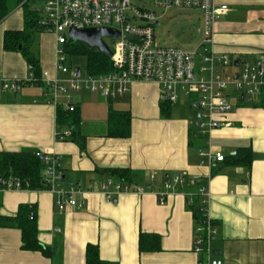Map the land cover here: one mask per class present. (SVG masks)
<instances>
[{"label": "crops", "instance_id": "0c3cea01", "mask_svg": "<svg viewBox=\"0 0 264 264\" xmlns=\"http://www.w3.org/2000/svg\"><path fill=\"white\" fill-rule=\"evenodd\" d=\"M216 3L227 5L230 12L214 25L213 52L228 54L241 64L264 59V0ZM23 27L21 8L0 23V77L24 80L29 76L22 54L3 47L5 32ZM36 43L40 72L58 75L55 36L41 33ZM40 86H26L15 94L0 93V152L45 149L60 157L63 184L78 189L74 198L84 207L59 212L46 188L2 192L0 216H15L20 205L33 207L37 239L51 255L22 250L20 230L0 228V264H85L87 245L97 246L101 260L119 264H196L194 235L205 215L216 230L207 244L211 258L224 264H264L263 98H246V103L232 94L230 125L204 138L195 126L197 110L179 92L176 102L169 103L156 83L134 82L125 95L114 98L82 88L72 100L79 118L74 129L78 143H74L65 140L70 137L67 128V135L57 132L56 111L62 108L63 99L59 97L60 105H54L45 99ZM111 110L129 114L128 138L108 135ZM246 148L250 149V166L234 164L232 157ZM201 149L220 153L225 161L201 165ZM110 169L132 171L134 182L145 191L124 192L107 201L101 184L118 182ZM178 172L194 183L178 188L160 205L157 194L165 179ZM201 186L208 195L204 205L194 195ZM193 201L200 209L205 207L200 223L189 208ZM140 234L158 236L160 250L140 253Z\"/></svg>", "mask_w": 264, "mask_h": 264}, {"label": "built area", "instance_id": "2783aa9c", "mask_svg": "<svg viewBox=\"0 0 264 264\" xmlns=\"http://www.w3.org/2000/svg\"><path fill=\"white\" fill-rule=\"evenodd\" d=\"M44 19L40 24L46 33L55 36V71L58 75L50 77L41 72L35 77L29 66V76L24 80L0 77V93L15 94L26 86L41 85L43 96L54 105L58 98L64 103L62 109L72 112L75 106L70 102L74 93L83 88L101 94L105 98L125 95L134 82H150L160 86L165 101L175 103L177 93L188 99V104L197 110L196 129L201 137L218 128L227 127L229 115L233 110L231 95L242 99H264V59L256 64L239 63L228 54H216L212 50L214 25L223 15L230 12L224 4L216 0H153V10L132 5V0H43ZM199 10L203 27L197 32L202 36L199 48L191 53L176 47H159L154 42V25L169 9ZM154 10H162L156 13ZM108 28L120 33L113 49H110L112 71L103 75L82 76L80 69L66 66L64 45L68 39V30ZM129 36L131 39L124 38ZM104 41V38H103ZM105 42V41H104ZM107 45V44H106ZM198 60V65L196 64ZM236 63V64H235ZM229 71H225L228 70ZM233 69V70H231ZM225 71V72H224ZM59 135V133H58ZM62 135H67L66 132ZM43 161L42 183L53 196V205L59 211L67 208L81 209L84 203H78L74 195L78 189L63 184L64 174L60 166V157L45 149L35 152ZM201 165H213L224 162L220 153L199 150ZM151 179L154 175L149 174ZM194 179L187 180L185 173L178 172L165 179L162 192L157 194L160 205H165L167 196L186 184L192 185ZM8 190H22L18 179H0V193ZM101 191L107 201L124 192L142 193L140 185L128 186L107 180L101 184ZM206 202V188H196L194 193ZM201 211L205 214V207ZM204 222L195 230L193 253L196 264H224L217 258H211L207 244L215 237L216 230L210 220L204 216ZM206 255V259L203 256Z\"/></svg>", "mask_w": 264, "mask_h": 264}, {"label": "trees", "instance_id": "16d2710c", "mask_svg": "<svg viewBox=\"0 0 264 264\" xmlns=\"http://www.w3.org/2000/svg\"><path fill=\"white\" fill-rule=\"evenodd\" d=\"M34 0H0V23L15 9L23 11L24 27L20 31H7L4 34L3 47L6 51H18L22 54L28 66L31 67L35 77H39L40 67L38 57L34 50L33 36L46 33V29L40 24L42 18L38 9L32 5ZM35 41V40H34ZM20 47V48H19ZM64 51L68 55H82L87 60L88 75H103L112 71L110 57L89 48L81 42L67 41ZM168 104V103H167ZM164 105V104H163ZM79 124L76 109L69 112L62 108L56 111L57 132L67 128L70 137L65 140L78 143L75 139V128ZM108 135L116 138H128L130 136V116L128 113L110 111L108 114ZM63 136V135H62ZM234 164L249 167L251 164L250 149H242L236 156L232 157ZM225 161V159H224ZM44 167L43 161L35 156L34 152L22 151L19 153L0 152V179H18L22 190H42L41 171ZM118 183L134 186V173L128 169H110L108 171ZM1 194V193H0ZM198 223L203 220L202 211L193 201L189 207ZM0 228H16L21 232L22 250L40 251L45 256L51 252L42 246L37 239L36 212L33 207L20 205L18 212L13 217L0 216ZM160 240L156 235L140 234L138 240L139 252H155L160 250ZM85 264H119L116 262L103 261L98 254L95 245H87L85 250Z\"/></svg>", "mask_w": 264, "mask_h": 264}, {"label": "rangeland", "instance_id": "374dc122", "mask_svg": "<svg viewBox=\"0 0 264 264\" xmlns=\"http://www.w3.org/2000/svg\"><path fill=\"white\" fill-rule=\"evenodd\" d=\"M153 0H132V5L153 10L151 3ZM34 8L38 9V13L42 19H44L43 13V0H34L32 2ZM156 13H161L162 10H154ZM203 19L199 10L196 9H176L172 8L165 12V15L159 20V25H154V42L159 47H176L186 52H195L202 42V36L197 34V29H202ZM41 33L33 36L34 48L37 47V41ZM35 40V41H34ZM105 43L110 49H113L116 43L115 39L104 38ZM66 56V66L71 69H80L82 76L87 75V60L82 55H68ZM198 65V60L196 62ZM226 72L228 70H225ZM224 71V72H225ZM38 88V87H37ZM83 88L84 85H83ZM40 89L41 86H40ZM87 91V90H83ZM88 92V91H87ZM90 92V91H89ZM7 94V93H6ZM9 94V93H8ZM72 97V100L74 98ZM237 98V95H234ZM180 97L179 101H182ZM233 104L235 100L230 99ZM248 103L247 99L244 101ZM73 105V102H70Z\"/></svg>", "mask_w": 264, "mask_h": 264}, {"label": "water", "instance_id": "95a60500", "mask_svg": "<svg viewBox=\"0 0 264 264\" xmlns=\"http://www.w3.org/2000/svg\"><path fill=\"white\" fill-rule=\"evenodd\" d=\"M120 33L113 29L108 28H93V29H69L68 39L72 42H81L87 45L89 48H94L100 53H104L107 56H111V51L103 41V38H119ZM124 38L131 39L129 36ZM20 48V47H19ZM236 64V63H235ZM62 133L66 132V128L61 130Z\"/></svg>", "mask_w": 264, "mask_h": 264}]
</instances>
